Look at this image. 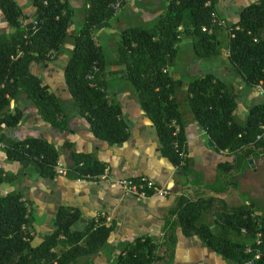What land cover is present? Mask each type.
<instances>
[{"label":"trees","instance_id":"obj_1","mask_svg":"<svg viewBox=\"0 0 264 264\" xmlns=\"http://www.w3.org/2000/svg\"><path fill=\"white\" fill-rule=\"evenodd\" d=\"M118 2L125 4L122 0H85L81 28L73 31L74 10L67 0H30L35 8L31 27L21 24L24 15L16 0H0V11L12 29L8 34L0 32V129L20 122L21 110L13 104L21 94L28 97L44 122L60 131L66 128L58 119L62 108L56 96L29 72V64L47 59L53 52L59 54L70 42L73 48L63 70L64 79L77 113L92 134L108 145L129 138L121 106L109 99L103 79L105 75L123 76L156 129L160 154L185 175L200 177L187 157L181 161L179 155L186 152L185 123L175 97L182 83L173 79L166 67L178 54L182 37L191 36L195 57H218L226 50L227 63L249 85L264 84V0L242 7L237 21L225 25L214 21L215 17L224 21L215 10L218 0H168L155 22L120 31L111 62L120 68L110 72L104 50L93 36L110 25ZM185 92L192 118L214 149L227 151L233 158L219 163L214 182L204 186L211 194L175 198L163 218L160 242L138 236L121 249L114 264H171L178 245L177 229L184 236L197 237L226 264H264V213H258L253 202L230 206L226 199L230 176L241 174L249 157L264 154V103L252 105L244 121L239 122L230 87L215 75L193 77ZM0 140L6 158L19 165L14 174L0 169V187L14 184L29 165L39 177L56 176L59 152L48 140H5L1 135ZM71 162L65 174L71 179L98 181L107 171L95 153L71 151ZM146 193L151 195L152 191ZM81 220L77 208L59 206L53 232L32 246L33 218L22 192L0 195V264H74L95 254L106 245L111 227H105L103 218H92L83 230L73 229ZM57 247L60 251L55 250Z\"/></svg>","mask_w":264,"mask_h":264},{"label":"crops","instance_id":"obj_2","mask_svg":"<svg viewBox=\"0 0 264 264\" xmlns=\"http://www.w3.org/2000/svg\"><path fill=\"white\" fill-rule=\"evenodd\" d=\"M168 0H127L111 18L110 25L98 31L94 41L102 47V41L108 46L116 43L113 36L119 38L120 31L130 25H147L155 22L164 12ZM248 4L258 0H245ZM24 15L21 24L32 22L35 8L30 0H16ZM74 10L71 30L81 28L84 16L82 8L85 0H67ZM232 0H218L217 15L226 23L237 21V13L242 8H230ZM215 4V5H216ZM246 4V5H248ZM245 5V6H246ZM244 7V6H243ZM226 9V10H225ZM11 26L0 11V32L10 33ZM223 37L224 36H220ZM119 42V41H118ZM116 43L115 50L118 47ZM73 45L65 43L59 54L51 53L47 59L33 61L29 64V72L38 76L42 85L53 93L62 112L58 119L65 122L66 128L58 130L44 122L37 114L36 108L24 94L19 95L13 107L21 110L20 122L13 127L3 126L0 135L5 140H19L26 137H41L51 142L59 152V165L65 170L72 164L71 151L76 153H95L97 159L107 165V171L98 181L71 179L66 175L55 177H39L32 166L24 168L17 181L12 185L0 187V195L11 191H20L28 203L32 214L34 236L32 246L38 245L43 235L55 229L54 215L59 206L77 208L82 220L73 226L75 230H83L85 224L101 214L105 227H111L106 245L95 254L81 258L74 264H114L116 255L128 243L141 235L150 236L160 242L163 236V218L178 196L188 199L196 195H209L206 184H212L216 177L219 163L230 162L233 158L227 151H216L208 143L210 139L201 126L192 118L185 102L186 84L193 78L213 74L225 82L233 93L236 106L235 119L243 122L250 107L264 103V84L249 85L227 61V51L223 50L218 57L197 58L192 51L191 36L182 37L178 44V54L166 67L167 72L182 85L175 91L180 111L185 123L184 136L186 156L192 168L200 172V177L184 174L166 157L160 154V143L156 129L145 112L141 109L136 93L123 76L105 75V89L110 100L121 106L123 117L127 123L129 138L121 144L108 145L97 139L88 124L76 110L67 90L64 79V67L70 57ZM115 59L107 61L106 70L115 72L119 66L111 64ZM11 113L14 109L11 108ZM0 169L9 173L19 170L17 162L6 158L4 148H0ZM145 177L157 189L166 190L162 195L155 193L146 197H137L116 184L118 180L134 181ZM238 197L240 204L253 202L258 213H264V154L251 156L247 160L245 170L230 176L226 190V199ZM230 205V203H229ZM239 205V204H238ZM237 206V205H230ZM209 219V218H208ZM177 248L171 264H226L221 257L211 252L195 236H184L180 229L176 231ZM61 247L55 250L60 251Z\"/></svg>","mask_w":264,"mask_h":264},{"label":"built area","instance_id":"obj_3","mask_svg":"<svg viewBox=\"0 0 264 264\" xmlns=\"http://www.w3.org/2000/svg\"><path fill=\"white\" fill-rule=\"evenodd\" d=\"M122 2L126 3L127 0H122ZM115 10L116 12L122 8V5L120 4V2L115 4ZM214 21L217 22L218 24L221 25H225V21L223 20H218L217 17L214 18ZM176 131L178 130V126H174ZM240 136V135H239ZM257 138H260V135L257 136ZM0 148H4V144L2 143V141L0 140ZM179 155L181 157V161H184V159L187 157L186 156V152L184 151H180ZM55 174L56 175H65L66 174V170L64 168L61 167V165L56 166L55 168ZM116 184L123 188L124 190H126L127 192L133 194L134 196L137 197H146L148 196V194L146 193L148 190L152 191V194L155 193H160L162 195H166L168 192L166 190L163 189H157L153 183L148 180L145 177H141L139 180L134 181L132 179H125V180H118L116 181ZM151 194V195H152ZM98 218H102L101 214H95L94 216V220L96 221ZM259 237V233L256 234V238L258 239ZM63 238V237H61ZM258 242V241H257Z\"/></svg>","mask_w":264,"mask_h":264},{"label":"rangeland","instance_id":"obj_4","mask_svg":"<svg viewBox=\"0 0 264 264\" xmlns=\"http://www.w3.org/2000/svg\"><path fill=\"white\" fill-rule=\"evenodd\" d=\"M246 4H248V3L245 0H232V2L230 4V8H232L233 5H234V7L240 9L241 7L245 6ZM219 6H220V4H216L215 8H219ZM112 38H113V40L116 43L119 41V38L116 37V36H113ZM116 43L112 44V46L111 45L108 46V45H106V43L104 41H102V43H101L102 44V48L104 50L105 58L107 60L112 59V58L115 57V46H116ZM107 92L112 96V93H111L110 89H107ZM240 202H242V201H240V199L238 197H236V198L232 197L229 200L230 205H238V204H240Z\"/></svg>","mask_w":264,"mask_h":264},{"label":"water","instance_id":"obj_5","mask_svg":"<svg viewBox=\"0 0 264 264\" xmlns=\"http://www.w3.org/2000/svg\"><path fill=\"white\" fill-rule=\"evenodd\" d=\"M31 26H32V24L30 23V24L28 25V27H31ZM208 145H209V146H212V143L209 142Z\"/></svg>","mask_w":264,"mask_h":264}]
</instances>
